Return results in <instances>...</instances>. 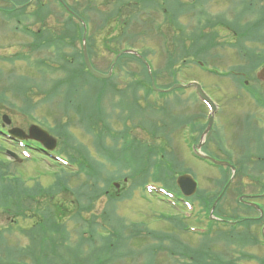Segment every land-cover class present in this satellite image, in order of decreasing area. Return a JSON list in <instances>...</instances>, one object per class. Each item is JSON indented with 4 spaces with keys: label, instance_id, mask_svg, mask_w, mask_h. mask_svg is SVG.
<instances>
[{
    "label": "rangeland",
    "instance_id": "374dc122",
    "mask_svg": "<svg viewBox=\"0 0 264 264\" xmlns=\"http://www.w3.org/2000/svg\"><path fill=\"white\" fill-rule=\"evenodd\" d=\"M50 1L53 5V0ZM168 2L169 1H166V3H158L156 9L159 10V12L155 11L152 4L149 5V21H151V25L149 38L146 41L148 43L147 45H149L150 55L148 59L152 66L153 75L154 72H159L156 83L158 87L163 89H167L169 88L168 86L174 84L173 77L170 76L171 74L169 75L170 72L165 68L166 55L163 48V36H161V34L159 35V33L155 34V31L152 30V26L154 28L160 26L162 31H166L167 22L165 19H172L173 25H175V20L177 26H174V29L177 31L174 35L172 34L169 36V38L171 37L172 42L177 44L176 49H178L179 45L184 42H186L187 46L192 44L193 40L191 37L194 36V34L191 32L196 26V21L198 19L201 25H207L208 23L209 25H213L214 27L212 30L206 29L205 31L207 33H216L213 43L217 46H211L212 48L208 47L210 49L205 54H201L205 60L209 62V65L205 67V65L200 66L196 62H190L182 66L183 63L181 62L178 65L180 71L177 72L175 76V82L186 83L191 79L197 80L205 88L207 94L214 101H217L219 105L220 111L219 114L218 112L216 113L218 116L215 120V126L208 136V141L212 140L219 148H216L217 151L214 152L212 151L214 149L213 146L212 148H204L207 142L205 138H202V143L205 141L203 145L205 150L202 149V151L205 153H213L212 155L217 159L228 158L231 159L232 163L238 162V164H240L244 160L243 148L248 135L252 131L254 134L260 131L258 127L253 124H250L248 130L244 131L245 122H248L249 119L252 121L255 117L264 118V108L256 101L253 95L255 92L264 95V85L254 80L256 71L259 67L257 66V62L261 58L260 52L264 45V35L261 34L263 30L257 28V30L251 32L250 37L244 39L243 43L240 44L239 40L241 36L235 35L233 32H240L248 22L256 21V19L261 17V14L264 12V0H170L172 7L168 6ZM70 3L72 2L70 1ZM168 7L173 10V13L166 12ZM244 7L247 9L244 10ZM259 7H261L262 10L261 8L259 9ZM174 9L190 12L187 13L186 16L174 18ZM1 10L2 8H0V13ZM31 11L32 8L28 9V13L30 14L35 12V10L33 12ZM198 12L200 13L195 15ZM2 15H7V12L2 10ZM19 15L21 19L24 18L29 20L27 23L33 22V19H31V16L27 13ZM5 20L6 21L2 20L0 16V129H2V116L4 114L9 115L12 121L10 125L4 127L5 131L10 128H20L27 131L32 124L41 126L57 139L58 145L54 151L64 157L63 159L66 165H63V167L59 165L58 167V164L53 163L51 159L48 160L44 158L42 154H39L40 152L38 153V151L34 150H31V152L33 151L31 153L33 154L31 160L23 161L22 163L13 162L8 156L6 157L7 149L17 152L19 155H23V149H21L22 146L19 145V143V146L5 143V137V141L0 138V158L11 163L10 169L16 172L15 174H18L17 176H21V179L25 181L23 185L28 187L33 186L35 183H40L42 186L48 187V185L54 182L52 177L53 173H60L63 169L71 173L72 177L67 183V186H70L68 192L65 190L59 192L55 199V202L65 203V205L71 209L69 212L70 215L64 219L71 233L70 242L73 243L75 242L74 240L78 238L77 228L81 223L79 222L76 225L72 219V216L80 209H76V207H78V202H76V205H72L74 200L77 201L72 190H76L79 187L85 189V186H87L88 189L93 187H96L98 190L101 189V195L100 198L95 200L92 209L87 212L83 211L82 215L86 219H90L93 215H97L95 222L101 225L102 228L100 229L101 231L98 232L100 236L108 235L110 229L105 230V227L110 228V226H113V228H115V234L117 233V237H112L110 239L114 242L113 244L119 247L115 251V255L102 252L104 250L99 249L101 248L99 246L102 244L103 240L97 237L91 249L88 250V245L85 247L83 244L84 247L82 246L83 250H88L86 251V257L90 258V260L99 258L102 261L107 257H111L107 258V264H205L204 256L198 254L196 250L188 254L184 252V254L181 255V251L184 250L182 246L180 247L178 244L182 243L184 248L200 249L206 242L205 244H211L210 247L214 252L213 256H217V254L223 255V253H225L224 250L232 249V242L228 241L226 237L229 230L221 225L219 226L217 224L215 226L217 229L213 233H208L210 234L208 239L191 234L184 229L178 230L174 228L175 223H186L187 226L196 224L207 225L209 223L207 222V213H199L202 209L199 208L198 202H196V208L195 211H193L194 214L192 217L190 216V218L187 217V212L192 211L190 208H187L183 204L185 207L184 209L182 203L177 201L176 196L167 198L168 196H164L159 189L149 192L148 190L145 191L144 187L139 186L136 187L130 195L129 192H131V188L132 186L134 187L135 184V182L131 180L127 182V185L125 184L122 190L117 191L113 182H120L123 184L124 181L123 179L122 181L118 179V177H121L119 174H115L113 179L108 178L107 174L112 175L116 170L113 166L107 164V170L103 171L101 175L99 174V176L94 179L87 175V171H78V165L75 166L67 162L69 159L66 157V152H64L67 139L59 136L56 132L58 126L55 125V120L61 118L63 123L70 122L69 131L72 138H69L68 141L70 140L69 144L72 147L69 145L70 148H67V150L73 154L81 153L80 150H84L83 148H85L84 151H86V153L89 151L95 159H97L99 155L95 149L94 138L102 131L109 136L106 138V142H104V136L98 138L99 143L102 144L101 150L103 151H106L112 145L114 146V144H116L114 141L115 137H117L118 143H120L123 139L120 133L123 134L124 141L125 139L130 141L133 138L138 141L142 140L145 146H159L161 148L159 153L160 158L166 164L164 167L167 173L173 170L171 157L174 156L178 168L180 167L184 172H191L195 175L199 183L198 191L200 190L209 197L215 194L218 195L219 191L224 186L222 183L229 179V174H227V172L219 173V168L207 166L205 162L193 156L190 149L186 146V140H188L189 145L192 147L199 143V121L195 118L196 114L201 115L203 123L210 117V110L208 107L205 109L198 104L196 98H191L193 89L191 90L190 88L189 90H184V92L174 90L172 92H165L161 95L159 94V96L153 92L154 94H148L147 99L142 98L143 96H147L145 94L146 92L140 90L138 95L142 99L137 102L135 100V91L130 90L128 86V81L134 78L137 79V77L133 78L130 75L126 77L123 76V74L126 71L127 73H136L141 67L128 60L126 66L129 67L124 69L122 71L123 73L119 70H113V72L117 73V76L111 81L116 83L118 89L123 90L121 94L115 91L114 87L107 92H105L106 88H101L99 94H97L96 91L91 92L93 95L97 94L95 97L99 99L101 109L96 110L95 103L89 101L86 106V112L88 115L93 112H98L102 120L97 125L91 124L90 131H88L84 123L81 122L80 115L73 110V108L65 106L64 98L60 96V90H63L64 86H62L60 82L56 81L57 86H61L59 87V91L51 94L50 99L45 101L44 94L39 88L48 89L51 87L53 82H55V78H57V73L54 71V73L48 74V72L40 70L35 64L38 60H43V58L48 60L49 53L47 50H38L34 52L31 50L29 46H31L30 43L33 39L24 34L23 24L17 23L15 15L14 18ZM16 25L20 27L17 28ZM30 30L36 32L39 30V27L32 26ZM195 34L200 35L198 33ZM187 36H190L191 41H189V38L187 39ZM100 41L101 42L98 43L100 52H98V55L94 56L93 62L97 65L99 70L108 72L114 59V54L109 52L104 45L102 46V38H100ZM78 48H81L80 45H78ZM144 48L145 45H143L141 49ZM240 50H242V53L246 52L244 59L242 58V54H239ZM196 51L198 50L195 49L189 53H194ZM188 57L193 58L192 55ZM202 62L204 61L202 60ZM263 62L264 61H260L259 63L262 64ZM209 68H217L219 71L224 72L233 69L232 71H236L238 74H234L237 75V77H233V79H231L232 74L221 77L211 74L208 70ZM138 76L142 77L144 75L141 76L139 73ZM241 76L248 79L253 90L247 88L242 89L241 85L238 83V80H241ZM95 84L100 86L97 82H95ZM95 84L91 89H97ZM21 87H23L22 95L26 98H30L32 104L36 106L32 112L24 110L23 96H19V91L22 89ZM28 87L30 88L28 89ZM119 116H121L122 119H118ZM78 119L79 121H77ZM151 122H153V124L149 125ZM124 127H127L129 130ZM143 127H145V130ZM128 131L130 137L124 135ZM124 141L120 144L122 145ZM140 152L141 150L136 153ZM173 152L175 154H173ZM85 164L88 170L92 168V165L89 164L88 161L85 162ZM119 165L123 166L126 165V163L121 161ZM129 167H132V165ZM242 174L245 180L252 179L245 175L246 172ZM248 174L251 175V172L248 171ZM258 175L261 176V174ZM155 176L156 173L154 172L152 177ZM131 177H133V175L128 176V180H130L129 178ZM242 178V175L239 177L236 176L235 180H242ZM153 184L158 188H160V186H172V182L168 180L166 182ZM247 185L238 186L237 184L236 187L232 186V188H229L226 197L223 199L221 209L225 208L229 215H232L234 212L240 218L258 217V211L249 210V207L247 208L240 203L238 204L237 194H259L257 200L260 202V206L264 211V197L260 195L264 188L250 187ZM169 199L171 201H169ZM111 200L113 203H111ZM82 201H84L83 204L85 205V199L82 198ZM110 210L114 213H112L111 219L108 217L104 218V215H106L104 213ZM198 213L202 215L201 218L204 219L196 217ZM118 218L121 224L117 223ZM172 218L175 220H172ZM31 221L33 222V220L30 219L25 220L24 218H18V224L24 227L31 225ZM260 222L261 223L252 224L250 228H239V230L244 231V233L248 232L250 237L257 239L255 244L247 242L250 246L243 249L247 259H249L247 260L245 258L247 262H252L250 259L251 255H254L258 259H263L264 261V217ZM0 226L3 227V230H7L8 228V221L1 216ZM135 228L136 231H134ZM85 229L87 233L88 226H86ZM9 235L10 238H7L9 245L14 247L18 246L20 248L28 246L29 240L26 239L18 229H15L13 233L9 234L5 231V237H9ZM160 235H168L169 238L164 236L163 240L160 241ZM230 235L229 239L231 238ZM86 236H88V233ZM89 236H91V234H89ZM45 240H42V243ZM43 245L44 246L41 245L38 248V255L40 257L38 263L73 264L74 255L71 249L67 247L63 248V246L58 244L55 245L51 239H49L48 244ZM159 245H162V249L157 250L156 248ZM152 248L155 252L150 251ZM167 248L170 249V251L167 250ZM238 248L241 250L239 244L236 246V249ZM78 251L79 250L76 252ZM173 251L176 253L172 255L171 252ZM216 252L217 254H215ZM238 252L239 251H236L235 257L238 256ZM184 255H186V257ZM223 257L225 258V254ZM112 258H115V261H113L114 263L111 262ZM26 262L30 263L31 261L26 259Z\"/></svg>",
    "mask_w": 264,
    "mask_h": 264
},
{
    "label": "trees",
    "instance_id": "16d2710c",
    "mask_svg": "<svg viewBox=\"0 0 264 264\" xmlns=\"http://www.w3.org/2000/svg\"><path fill=\"white\" fill-rule=\"evenodd\" d=\"M160 2V0H105L103 2L104 10H102L98 6V0L85 1V3L82 4V7L76 10V14H78L87 23V25L90 22V24H93L94 21H101V19H103V24L100 26L96 24L93 27L92 25L90 27L88 26L87 45L93 65L99 69L93 62V58L98 55V52H100L98 43L101 42V34H103L102 46L104 45L109 52H112L114 57L124 49H136L149 61L148 56L150 55V50L146 41L149 38L151 25V21H149V5L152 4L155 11L159 12V10L156 9V6H158V3ZM166 12L173 13V10L168 8ZM189 12L190 11L175 10L174 18L186 16ZM199 13L200 12L195 15ZM32 15L41 20H46L50 16H53L54 19H59L63 16L64 20L73 23L66 27H43L36 34H32L34 36L32 48L35 50L46 49L52 51L54 61L57 63L54 66L52 64L53 61H48L44 58L38 62L42 67V71H49L50 73H54L55 71L57 73V78H55L53 85L48 89H41V92L44 94L45 101L50 99L51 94L59 91V87L61 86H57L56 81L60 82L62 86H64L63 90H60V96L64 98L65 106L73 108V110L80 115L81 122H83L84 125H89L86 127L90 130V124L97 125L102 118L99 117L100 113L98 112H93L88 115L86 112L87 103L89 101H93L97 108L96 110L101 109V103L99 99L95 97V95L100 93L101 88H106L105 92H107L114 87L115 91L121 94L123 90L118 89L116 83L111 81L117 76V73L114 72L113 76L108 80H97L87 70L83 60L81 47L84 27L76 21V17H74V15L67 13V15L64 16L61 13H53L47 10L44 11V9H38L32 13ZM165 21L167 22V27L165 28L166 31H162V28L160 29V26L158 25L157 28L152 26V30L155 31V34L159 33V35L161 34V36H163V48L166 55L165 68L170 72L169 75L171 74L170 76L173 77V82L176 81L175 76L177 72L180 71L178 65L181 62L183 63L182 66H185L190 62L197 63L198 60L202 59L205 65H209V62H207L201 54H205L210 49L208 47L215 45L213 40L216 33H207L205 31L206 29L212 30L214 26L209 25V23L207 25H201L198 19L196 21V26L191 32L194 34V36L191 37L193 40L192 44L187 46L186 42H181L182 44H180L178 49H176L177 44L172 42L171 37L169 38V36L176 33L177 30L174 29V26H177V24L174 20L175 25H173L172 19H165ZM188 38L189 41H191L190 36H187V39ZM78 45H80V49L78 48ZM143 45H145V48L141 49ZM195 49L199 52L196 51L194 52L195 54L189 53ZM190 55H192L193 59H187ZM128 60L141 67V69L136 73H127L126 71L123 74V76L126 77L127 75H130L133 78L137 77V79L134 78L131 79V81H128L129 89L135 91V100L137 102L142 98L147 99L148 94L152 92L151 79L147 72L146 65L136 55L125 54L120 56L114 69L122 72L124 69L129 67L126 66ZM139 73L141 76H144L139 77ZM158 73L159 72H154L155 80L156 78L158 79ZM95 82L100 84V86L95 84ZM94 84L97 89H91ZM140 90H144L147 96H143L141 98L138 95ZM92 91H96L97 94H91ZM35 107V104H32L30 99H25V111L32 112ZM55 122V125L58 126V130H56L58 135L67 139L64 149L66 157H68L71 164L79 166L78 171H87V175L94 179L99 176V174L101 175L103 171H106L107 164H109L116 169L112 175L107 174L110 179H113L115 174H119L121 176L118 177L120 181H122L125 177L128 178V176L133 175V177L129 178V181L133 180L135 182L134 187L132 186L131 192H129L130 195L136 187H144L151 179H153L151 181L157 183L166 182L167 180L171 181L172 186L164 187L169 190L176 189L175 177L183 170L180 169V167L178 168L177 163L175 162V157L173 156L171 157L173 170L172 172L167 173L166 168L164 167L166 164L160 158L159 153L161 148L159 146L151 149L149 146H145L142 141H138L136 139H132V141H127L125 139L122 145L119 146L118 139L115 137L114 141L116 144H114V146L112 145L106 151H103L101 150L102 144L99 143L98 138L100 136H104V142H106V138L109 136L102 131L94 138L95 149L99 155L97 159H95L89 151L86 153V151H84L85 148H83L84 150H80L81 153L71 154L67 150V148H70L71 146L69 144L70 140L68 141V139L72 138L69 131L70 122L63 123L61 118L55 120ZM53 132L55 133L54 130ZM139 150H141V152L136 153ZM87 161L92 165V168L89 170L85 164ZM121 161H124L126 165H119ZM130 165H132V167H129ZM10 167L11 163L0 160V216L8 221L7 230H3V227L0 226V263L40 264L38 263L40 260L38 248L41 245L44 246L43 244H48L49 239H51L55 245L58 244L63 246V248L67 247L72 250L74 255L73 264H107V258L111 257H107L102 261L99 258L90 260V258L86 257V251L91 249L95 238L99 237L103 240L102 244L99 246L101 248L99 249H103L104 251L102 252H106L107 254L115 255L114 253L119 247L113 244L114 242L110 239L112 237L99 235L98 232H100V229L102 228L101 225L95 222L97 215H93L90 219H86L82 215L83 211L87 212L92 209L95 204V200L100 198L101 189L98 190L96 187L88 189L87 186H85V189L79 187L76 189L77 191L75 189L72 190L77 200H74L72 205H76V202H78V207H76V209L78 210L80 208L79 211L72 216V219L76 225L81 222L77 228L78 238L72 243L70 242L71 233L68 230L66 220H64L70 215L69 212L71 209L66 206L65 203L55 202L56 195L59 192L64 190L68 192L70 186L68 187L67 183L72 177L71 173L63 169L60 173H53L54 182L50 186L44 187L40 183H35L33 186L28 187L23 185L24 181L21 179V176H17L18 174H15L16 172H13ZM154 172L156 173V176L152 177ZM82 198L85 199V205L83 204L84 201H82ZM114 200L117 201L116 199ZM213 201L214 200H211L210 202L200 201V205L203 206L206 211H209ZM111 203H113L112 200ZM38 208L42 217L41 221L31 224L29 228H20L18 225V218L24 216L28 217L26 214L27 211H34L35 209L38 210ZM249 210H254V208L249 207ZM216 212H221L220 205L217 207ZM112 213V210L106 211L104 213L106 214L104 215V218L108 217L111 219ZM117 223L121 224L119 218ZM182 225V223H177L178 227H181ZM86 226H88V236H86ZM17 228H19L22 234L29 240L28 246L25 248L9 245L7 238H10V235L9 237H5V231L9 234L13 233V231ZM134 231H136V228ZM89 234H91V236H89ZM164 236L160 237V241L163 240ZM42 240L45 241L42 243ZM83 244L85 247L86 245L89 246L88 250L82 249ZM161 248L162 247L160 245L156 249L158 250ZM77 250L79 251L76 252ZM64 251L69 252L66 249ZM150 251L152 252L154 249L152 248ZM26 259H29L31 262L27 263ZM113 261H115V258L111 259L112 263H114Z\"/></svg>",
    "mask_w": 264,
    "mask_h": 264
},
{
    "label": "flooded vegetation",
    "instance_id": "af4514ba",
    "mask_svg": "<svg viewBox=\"0 0 264 264\" xmlns=\"http://www.w3.org/2000/svg\"><path fill=\"white\" fill-rule=\"evenodd\" d=\"M58 1L61 2V0H58ZM63 1L67 6L72 8L70 0H63ZM173 1H175V0H173ZM48 2H49V0H0V8H2L3 11L7 12V15H4V16L7 17V19H8L10 11L13 10L12 6L15 8L18 5L25 6V5L29 4V8L32 7V10H35V9L38 10V9H43L46 6L50 7V4ZM103 2H104V0H101V3L100 2L98 3V6L101 9H104V3ZM244 9H245V7H244ZM2 10H1V12H2ZM260 22L263 25V29H264V16L261 18ZM101 23H103V19H101ZM48 24H49V26H51V25L54 26L53 24H56V21H54L53 23H51L49 21H45L44 23L42 21H33V23H32V25H34V26H42V25L46 26ZM64 24H65L64 21H61V23H59V25H61V26H64ZM233 33L236 34L237 32L234 31ZM262 54L264 57V51L262 52ZM233 72L235 74H238L236 71H233ZM231 79H233V78H231ZM245 83L249 84V81L245 80ZM260 84L264 85V82L260 81ZM190 88H193V87H190ZM193 89L196 92L195 88H193ZM216 103H217V101H216ZM261 106L264 107V102L261 103ZM217 112H219V110H217L216 113ZM195 118L198 119V121H199V131H198V138H199L198 142L199 143H197V145H195V146L201 152H202V149L205 150L204 148H208V147L212 148V146L214 148L212 151L213 152L217 151L216 148L218 149L219 147L215 145L216 143H214L212 140L208 141V136L210 135L211 131L213 130V128L215 126V121H213L211 128L209 129V131L206 134L207 144L204 145L205 141L202 143L201 139L203 137V134L205 133V131L209 127V120H207L205 123H203V121L201 119V115H199V114H196ZM215 118H216V114H215ZM250 124L257 126L260 131L257 134H254L252 131L248 135L247 140H246L245 145H244V148H243L244 149V155H243L244 160H243V162L238 164V162L232 163L231 161H229V165L222 166V167H225V169H226L225 172H230V177H231L233 166L235 167V170H236V172H235L236 174L234 175V178H232V179L229 178V180H226L222 183L226 189L232 188V186L236 187L237 184H238V186H244V185L248 184L247 186H250V187L264 188V118L255 117L254 120H252V121H250V119H249L248 122H245V127H244L245 130L244 131L248 130V127ZM198 144L200 145L201 148L199 147ZM203 145H204V148H203ZM205 154H208L211 156V154H213V153L207 152ZM248 171L251 172V175L248 174ZM238 172H239V174L237 175ZM241 172L242 173L246 172L245 175L251 177L252 179L245 180L244 175ZM258 174H261V176H259ZM240 175H242V177H243L242 180H240V179L235 180L236 176L239 177ZM242 195H244V194H239L238 199ZM260 195H262V194H260ZM257 196H259V194L258 195H246L245 200L246 201L252 200L255 202L257 199ZM247 197H250L249 198L250 200L247 199ZM227 215H229L228 212H227ZM246 219L247 220L251 219V217L240 218L234 212L232 213V215H230V218H228V221L230 222L229 223L230 229H231L230 237L233 241L232 242V249H230L232 256H234V251H239L240 252L239 256H241V254L243 256V252H244L243 249L246 248L243 241H244V237L246 238V234L244 233V231L239 230V228L242 226L244 227L243 222ZM252 219H258V218H252ZM235 233H236V235H235ZM235 239L238 242L242 241V244L240 245L241 250H239V248L236 249V246L234 245ZM235 262L238 264H246V261L244 259H236V260L232 259L229 261V264H234ZM258 263L263 264V260L258 259Z\"/></svg>",
    "mask_w": 264,
    "mask_h": 264
},
{
    "label": "water",
    "instance_id": "95a60500",
    "mask_svg": "<svg viewBox=\"0 0 264 264\" xmlns=\"http://www.w3.org/2000/svg\"><path fill=\"white\" fill-rule=\"evenodd\" d=\"M86 41V39L84 38V42ZM83 50H84V60L86 63L87 68L89 69V71L97 78H102V79H107L110 78L112 71H110L108 74H104L101 73L97 70H95L90 62V58L87 52V46H86V42L84 43L83 46ZM125 52H132V53H136L135 51L132 50H128V51H124L122 53H120L118 56H120L121 54L125 53ZM142 61L144 63H146V60L141 57ZM117 58L115 59L116 62ZM149 68V74L151 75V69L150 66L148 65ZM258 78L261 80H264V67L261 68L257 74ZM152 77V75H151ZM153 81V87L156 88L154 80L152 78ZM198 89L202 95V97L209 102V104L213 107V109L215 110V105L214 103L211 101V99L203 92V90L201 89V87L197 84ZM181 87V85H175L174 87H172V89L174 88H178ZM171 89V90H172ZM3 121L5 124H10L11 120L7 115L3 116ZM11 135L15 138H19V139H34L38 142H40L43 145V149L48 150V151H53L56 146H57V141L56 139H54L52 136H50V134L42 129L41 127L37 126V125H32L29 128V134H25L24 131H22L21 129H13L10 131ZM20 161V160H19ZM224 164V163H221ZM177 185L180 187L182 193L185 196H191L193 195L196 190H197V182L195 181V179L193 178L192 175L190 174H184L178 177L177 179ZM116 186L119 188V184H116ZM255 207H258L256 204H252Z\"/></svg>",
    "mask_w": 264,
    "mask_h": 264
}]
</instances>
